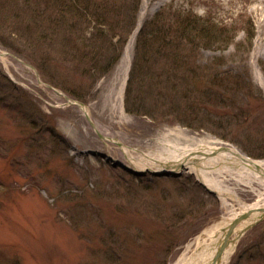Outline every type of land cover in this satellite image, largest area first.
I'll return each mask as SVG.
<instances>
[{
  "label": "rangeland",
  "instance_id": "rangeland-1",
  "mask_svg": "<svg viewBox=\"0 0 264 264\" xmlns=\"http://www.w3.org/2000/svg\"><path fill=\"white\" fill-rule=\"evenodd\" d=\"M156 2L0 0V264H179L264 203L238 160L149 170L264 161V0ZM246 225L224 264H264Z\"/></svg>",
  "mask_w": 264,
  "mask_h": 264
},
{
  "label": "bare ground",
  "instance_id": "bare-ground-1",
  "mask_svg": "<svg viewBox=\"0 0 264 264\" xmlns=\"http://www.w3.org/2000/svg\"><path fill=\"white\" fill-rule=\"evenodd\" d=\"M164 1L165 0H157V2L155 3V7L159 6ZM133 39H134V36L130 38L126 46L127 51L131 49L132 44H133ZM81 107L84 108L83 105ZM219 145H221V142L215 141L214 145L209 146L208 148L205 147L203 149H195L192 151H188L187 154L181 156V158L183 159L180 162L168 163V162H161V160H159L160 162L158 160L156 161L153 160L154 162H157V163H153V165L149 167L151 168L149 170L154 171V172H163V171L169 172L170 170L173 172H176L181 169L182 163L185 164L186 168L193 166L194 163L195 165L199 166L201 164L200 162L212 161L214 160V158L212 157L216 156V158L218 159L219 158L226 159V160L229 159L232 161L238 160L241 166L246 168L248 171L251 170L254 174L259 176L260 178L261 177L264 178V161L250 159L249 157L245 156L244 154H242L240 151H238L234 147H224V146L218 147ZM260 210H262L264 213V203H259L256 201V202L248 204L247 206H245V208L242 209L241 212L236 214L235 217L231 219V220H235V219L238 220V222L234 225L235 235L240 230L245 229L244 228L245 226L244 227H241V226H243V224H246L249 220L254 219V218L256 219L258 218L259 220L260 219L259 216L262 214V211ZM230 221H224L221 224L216 225L215 226V228L217 227L216 229H213L214 227H211L208 230L206 229L204 236L202 237L203 239L197 238L196 239L197 241H195L193 245L188 246V251L182 254L179 264H213V261H212L213 254L216 251L219 243L223 239L225 230L229 228ZM234 232L230 235L229 239L234 237L233 235ZM209 237L210 238L219 237V238L217 241H215L212 244V241L206 242V239ZM229 239L226 242L228 244L224 248V251L222 252V255L220 257V261H219L220 264H224L226 258H228L232 252L233 245H235L236 243V241L229 242Z\"/></svg>",
  "mask_w": 264,
  "mask_h": 264
},
{
  "label": "water",
  "instance_id": "water-1",
  "mask_svg": "<svg viewBox=\"0 0 264 264\" xmlns=\"http://www.w3.org/2000/svg\"><path fill=\"white\" fill-rule=\"evenodd\" d=\"M122 165V164H121ZM122 166H125V165H122ZM126 167V166H125ZM128 168V167H127ZM130 169V168H128ZM161 173V172H160ZM162 173H170L168 171H163ZM262 211V210H260ZM264 217V213L262 211V214L259 216V218H263ZM235 219V218H234ZM239 219V218H238ZM240 221V220H239ZM238 222V220H231L230 223H229V228H227L225 230V233H224V237L222 239V241L220 242L221 244L218 245L216 251L214 252L213 254V258H212V261H213V264H218L219 261H220V257L222 255V252L224 251V248L226 247V245L228 243H226L230 237V235L234 232V225ZM249 227V225L245 226L244 228L245 229H242L240 230L239 232L236 233V235L233 237V238H230L229 239V242L232 241V242H235L237 240V238ZM220 264V263H219Z\"/></svg>",
  "mask_w": 264,
  "mask_h": 264
},
{
  "label": "trees",
  "instance_id": "trees-1",
  "mask_svg": "<svg viewBox=\"0 0 264 264\" xmlns=\"http://www.w3.org/2000/svg\"><path fill=\"white\" fill-rule=\"evenodd\" d=\"M61 12L63 13V11H61ZM93 13H94V12H93ZM140 45H141V43H140ZM126 109L129 110V108H128L127 106H126Z\"/></svg>",
  "mask_w": 264,
  "mask_h": 264
}]
</instances>
